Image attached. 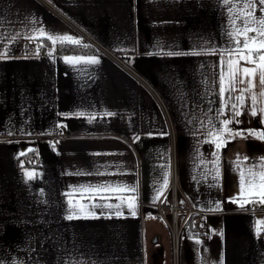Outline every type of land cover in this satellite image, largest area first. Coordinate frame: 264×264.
<instances>
[{
    "label": "crops",
    "instance_id": "obj_1",
    "mask_svg": "<svg viewBox=\"0 0 264 264\" xmlns=\"http://www.w3.org/2000/svg\"><path fill=\"white\" fill-rule=\"evenodd\" d=\"M226 16L218 0H0V52H8L0 55V264H151L152 241L168 246L169 231L150 206L140 219L138 205L157 200L172 143L182 194L206 212L211 231L182 237L176 264H264V215L233 203L237 157L249 166L264 158V140L247 134L264 131V114L229 126L243 134L226 136L218 172L215 144L197 131L201 120L224 118L216 114L219 53H194L227 46ZM41 27L96 51L36 55L41 41L25 37ZM77 56L99 63L64 60ZM26 170L38 175L26 181ZM100 184L134 187L137 214L92 208L120 201L74 193ZM69 199L79 204L69 209Z\"/></svg>",
    "mask_w": 264,
    "mask_h": 264
},
{
    "label": "snow or ice",
    "instance_id": "obj_2",
    "mask_svg": "<svg viewBox=\"0 0 264 264\" xmlns=\"http://www.w3.org/2000/svg\"><path fill=\"white\" fill-rule=\"evenodd\" d=\"M219 4L227 11V29L225 35L227 37V46L221 48L207 47L203 48L195 55H200L201 52L208 54L219 53V72L217 75L216 85L218 92V103L220 107L216 109L217 118L224 117L219 120V124L214 123L211 119L201 120L200 127L197 131L202 132L207 136L205 142L214 143L217 152L214 153L213 169L218 172L219 150L222 144L226 143V136L242 135L243 133L229 127L232 124L240 123L239 117L242 114L250 113L252 116L264 114V0H218ZM19 33L7 37L15 41ZM26 39L29 40H47L52 45V51L49 56L55 51V46L59 43L69 45H79L80 41L68 35H54L47 33L42 27L28 34ZM43 43H38L35 47V54H40V49ZM87 47V46H85ZM3 48V45H0ZM0 55L7 56L8 52H0ZM66 63L78 64H97L99 60L96 57H64ZM259 81V92L256 81ZM239 92V95L233 93ZM250 102V103H249ZM258 103L262 106L258 107ZM248 104V107L245 105ZM227 110V111H226ZM212 111V109H209ZM105 115H112L105 113ZM93 119L95 116L92 117ZM248 135L256 136L264 140V131L256 132L248 130ZM247 160V158H245ZM240 158L237 157V170L240 177V196L233 203H239L241 208L247 207L249 204L264 206V158L259 161L248 164H241ZM23 168V164H21ZM104 175L105 173H98ZM38 174L33 171H25L24 176L26 181L33 180ZM168 185L167 173L164 175L163 186L158 190V195L154 199L159 198L163 193L164 188ZM136 189L128 185H87L74 189V193L78 192L81 199H94L99 197L102 200L115 198L120 201L117 204H93L91 207L108 208L115 211L117 216L123 215L122 206L126 205L130 215L135 216L136 213ZM122 194L130 193L131 195H104V194ZM43 194V193H41ZM70 195V194H66ZM79 204V202H77ZM77 204H73L69 199V209H74ZM83 212L88 209V205H79ZM89 214L95 215L89 209ZM75 212H70L66 217L71 220L76 218ZM261 221L256 222L257 235L260 234ZM67 264V262H66ZM83 264V262H79Z\"/></svg>",
    "mask_w": 264,
    "mask_h": 264
},
{
    "label": "built area",
    "instance_id": "obj_3",
    "mask_svg": "<svg viewBox=\"0 0 264 264\" xmlns=\"http://www.w3.org/2000/svg\"><path fill=\"white\" fill-rule=\"evenodd\" d=\"M75 27L74 25H72ZM77 32L82 34L86 39L91 41V39L84 34L78 27H75ZM54 53H61L58 47L55 48ZM157 97V96H156ZM158 98V97H157ZM171 131L174 134L175 129L170 125ZM172 134V136H173ZM52 142L56 143L60 138L59 135L55 134L51 136ZM27 165H34L35 160L30 157L25 162ZM179 163L176 153L175 144L172 143L170 150L169 159V170H168V185L163 190V193L157 198L155 202L147 203L140 200L138 205V217L142 219L143 210L146 206H150L155 209L156 214L164 221L169 231V236L171 240V255L173 258V264H176L178 244L182 237H187L188 235L197 236H209L211 234L210 228L206 220V212L202 209L193 206L182 194L181 183L179 177ZM166 212H169V216L166 217ZM246 213H261L264 215V207H258L256 204H251V206L246 209ZM193 215L191 226L187 225L189 217ZM173 251V253H172ZM171 258V256H170ZM171 262V259H170Z\"/></svg>",
    "mask_w": 264,
    "mask_h": 264
},
{
    "label": "trees",
    "instance_id": "obj_4",
    "mask_svg": "<svg viewBox=\"0 0 264 264\" xmlns=\"http://www.w3.org/2000/svg\"><path fill=\"white\" fill-rule=\"evenodd\" d=\"M41 43H43V47L46 49H51L52 45L50 43V41L44 40L41 41ZM87 46V47H85ZM93 48L90 44H79V45H69V44H59L58 45V50L61 53H72V54H83V53H89V52H94L96 51V49ZM192 219H193V215H191L189 217V220L187 222V225L190 227L191 223H192Z\"/></svg>",
    "mask_w": 264,
    "mask_h": 264
},
{
    "label": "water",
    "instance_id": "obj_5",
    "mask_svg": "<svg viewBox=\"0 0 264 264\" xmlns=\"http://www.w3.org/2000/svg\"><path fill=\"white\" fill-rule=\"evenodd\" d=\"M153 245H160L151 255V264H164V247L160 244V240L156 237L152 241Z\"/></svg>",
    "mask_w": 264,
    "mask_h": 264
},
{
    "label": "rangeland",
    "instance_id": "obj_6",
    "mask_svg": "<svg viewBox=\"0 0 264 264\" xmlns=\"http://www.w3.org/2000/svg\"><path fill=\"white\" fill-rule=\"evenodd\" d=\"M166 247L168 248L167 257L170 258V256H171V262H170V264H173V258H172V255H171V248L172 247H171V240H170V238H169L168 246H166ZM172 253H173V251H172Z\"/></svg>",
    "mask_w": 264,
    "mask_h": 264
},
{
    "label": "flooded vegetation",
    "instance_id": "obj_7",
    "mask_svg": "<svg viewBox=\"0 0 264 264\" xmlns=\"http://www.w3.org/2000/svg\"><path fill=\"white\" fill-rule=\"evenodd\" d=\"M161 244V243H160ZM162 245V244H161ZM160 245H154V251L159 247ZM164 247V264L166 262L167 258V252H166V247L165 245H162Z\"/></svg>",
    "mask_w": 264,
    "mask_h": 264
}]
</instances>
